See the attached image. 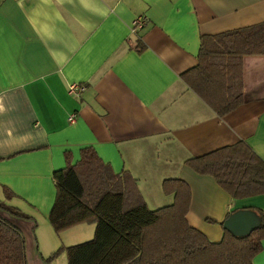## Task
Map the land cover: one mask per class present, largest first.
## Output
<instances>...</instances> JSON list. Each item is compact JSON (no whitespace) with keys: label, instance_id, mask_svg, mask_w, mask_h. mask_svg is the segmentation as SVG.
<instances>
[{"label":"crops","instance_id":"0c3cea01","mask_svg":"<svg viewBox=\"0 0 264 264\" xmlns=\"http://www.w3.org/2000/svg\"><path fill=\"white\" fill-rule=\"evenodd\" d=\"M263 22L264 0H0V201L47 223L54 173L92 148L131 173L151 210L174 203L166 180L186 182L189 223L220 241L228 216L264 211V195L234 200L187 162L240 142L264 160V57L244 59L246 103L225 117L182 75L198 65L202 36ZM73 84L86 87L80 97Z\"/></svg>","mask_w":264,"mask_h":264},{"label":"trees","instance_id":"16d2710c","mask_svg":"<svg viewBox=\"0 0 264 264\" xmlns=\"http://www.w3.org/2000/svg\"><path fill=\"white\" fill-rule=\"evenodd\" d=\"M255 56L264 57V22L202 36L198 65L182 79L225 117L246 103L244 59ZM187 163L197 174L212 176L234 200L264 195V160L245 142ZM53 178L57 193L48 220L55 233L87 223L96 225V233L90 242L59 249L48 264L63 252L68 264H254L263 251V210L252 209L262 223L249 235L237 237L223 228L222 239L211 241L189 223L192 191L186 182L166 180L163 192L174 203L151 210L131 173H115L92 148H84L76 164L66 154V167ZM4 193L8 201L14 197ZM5 215L34 220L0 201V264H28L25 236Z\"/></svg>","mask_w":264,"mask_h":264},{"label":"rangeland","instance_id":"374dc122","mask_svg":"<svg viewBox=\"0 0 264 264\" xmlns=\"http://www.w3.org/2000/svg\"><path fill=\"white\" fill-rule=\"evenodd\" d=\"M9 217L12 219L15 218L12 216ZM18 221L19 222L11 223L17 226L21 225L22 232L26 239V256L28 264H48V259L59 249L90 242L94 239L96 233V225L90 223L57 234L52 229H50L51 231H47L45 226H43V224L50 226L49 221V223H44L42 220H38V223L34 220L18 219ZM36 226L37 228H35ZM34 228L36 229L35 232ZM31 234L34 237H31ZM51 264H68L66 252L61 253Z\"/></svg>","mask_w":264,"mask_h":264},{"label":"water","instance_id":"95a60500","mask_svg":"<svg viewBox=\"0 0 264 264\" xmlns=\"http://www.w3.org/2000/svg\"><path fill=\"white\" fill-rule=\"evenodd\" d=\"M261 217L252 209L238 210L224 222L223 228L237 237H245L261 226Z\"/></svg>","mask_w":264,"mask_h":264},{"label":"built area","instance_id":"2783aa9c","mask_svg":"<svg viewBox=\"0 0 264 264\" xmlns=\"http://www.w3.org/2000/svg\"><path fill=\"white\" fill-rule=\"evenodd\" d=\"M144 25H145V22L143 19L137 20V22L135 23V26H134L133 33L136 35L139 32V30H141L143 28ZM85 90H86V87L79 85V84H73L69 88V93L74 97H80ZM69 122L71 124H75L76 123V116L75 115L71 116V118L69 119Z\"/></svg>","mask_w":264,"mask_h":264}]
</instances>
